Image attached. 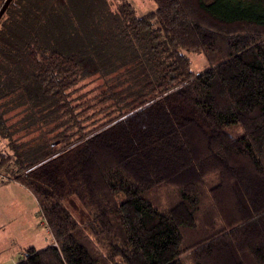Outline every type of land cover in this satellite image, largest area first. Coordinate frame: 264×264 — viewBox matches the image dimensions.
I'll return each mask as SVG.
<instances>
[{
	"label": "trees",
	"instance_id": "1",
	"mask_svg": "<svg viewBox=\"0 0 264 264\" xmlns=\"http://www.w3.org/2000/svg\"><path fill=\"white\" fill-rule=\"evenodd\" d=\"M36 1L0 20V182L57 245L16 264H264V0H118L80 44Z\"/></svg>",
	"mask_w": 264,
	"mask_h": 264
},
{
	"label": "rangeland",
	"instance_id": "2",
	"mask_svg": "<svg viewBox=\"0 0 264 264\" xmlns=\"http://www.w3.org/2000/svg\"><path fill=\"white\" fill-rule=\"evenodd\" d=\"M97 1L98 0H37L36 3L43 9L41 13L43 20H49L55 23V25H53L55 27L53 32L56 34L55 37L57 39L62 40L66 38L69 44H73V41L76 40L75 42L80 44L77 40V36L82 38L90 34V29L93 26L92 24H94V22L97 23V20H92L91 18L93 17L90 16V14L94 12L93 10H98L101 15L108 16V20H113L112 13H116L121 4V1L118 0ZM100 1L103 3L104 11L100 10L102 7L99 6L101 5ZM128 1L133 4L139 16L145 15L155 8L153 0ZM204 1L210 3L213 0ZM59 24L62 25L59 26ZM185 54L190 59L192 70L195 73L203 72L209 67V63L203 53L185 52ZM97 77L98 76L95 75L84 80L81 85H86L81 89V93H85L103 82L101 78ZM20 117L21 116H17L15 118ZM5 178L6 176L0 172V180H5ZM27 192H29V196L26 194V191L25 193L19 192L18 188L15 187L12 188L11 191L0 189V210H4L5 221L8 222L6 227V232H8L6 241L10 246L13 243L14 249L16 250H18L20 246H36L40 248L43 245L41 240L45 239V243H48L52 237L51 231V234L48 232L50 229L46 224V220L39 209L37 198L29 189ZM66 204L78 219L85 220L88 218L86 209L77 198L73 197L68 199ZM3 222L4 216L1 218L0 224ZM42 222H45V224H42ZM15 223H17V225ZM53 243H56L55 239L50 245H53ZM13 255L16 256V261H19L20 257H22L18 255V251Z\"/></svg>",
	"mask_w": 264,
	"mask_h": 264
},
{
	"label": "crops",
	"instance_id": "3",
	"mask_svg": "<svg viewBox=\"0 0 264 264\" xmlns=\"http://www.w3.org/2000/svg\"><path fill=\"white\" fill-rule=\"evenodd\" d=\"M18 188L19 192H24L26 191V194L29 196V192L28 189L20 184L17 181H12V182H0V189H7V190H12V188ZM4 210H0V220L1 218H3L4 216V222L2 224H0V264H16L18 261H16V256H14L13 254H16V251H18V255L20 256H24V250L28 247L25 246H20L18 247V250L14 249V245L13 243L11 244V246L7 243V233L6 232V227L8 222L5 221V213L3 212ZM17 225V223H15ZM42 224H45V222H42ZM48 232L50 233V230H48ZM51 234V233H50ZM52 236V235H51ZM45 239L41 240L42 242V247H46L50 244H52V241L54 240L53 236L51 237V240L48 243H45L44 241ZM30 247H35L38 248L36 246H30ZM21 258V257H20ZM20 260V259H19Z\"/></svg>",
	"mask_w": 264,
	"mask_h": 264
},
{
	"label": "water",
	"instance_id": "4",
	"mask_svg": "<svg viewBox=\"0 0 264 264\" xmlns=\"http://www.w3.org/2000/svg\"><path fill=\"white\" fill-rule=\"evenodd\" d=\"M12 1L13 0H5V2L3 3L2 7L0 8V20L2 19L3 15L5 14L7 8L9 7Z\"/></svg>",
	"mask_w": 264,
	"mask_h": 264
},
{
	"label": "flooded vegetation",
	"instance_id": "5",
	"mask_svg": "<svg viewBox=\"0 0 264 264\" xmlns=\"http://www.w3.org/2000/svg\"><path fill=\"white\" fill-rule=\"evenodd\" d=\"M4 2H5V0H4ZM4 2H3V3H4ZM12 2H13V1H12ZM12 2H11V3H12ZM3 3H2V5H3ZM2 5H1V7H2ZM9 6H10V5H9ZM1 7H0V8H1ZM7 9H8V8H7ZM6 11H7V10H6ZM5 13H6V12H5ZM3 16H4V15H3ZM2 18H3V17H2Z\"/></svg>",
	"mask_w": 264,
	"mask_h": 264
},
{
	"label": "built area",
	"instance_id": "6",
	"mask_svg": "<svg viewBox=\"0 0 264 264\" xmlns=\"http://www.w3.org/2000/svg\"><path fill=\"white\" fill-rule=\"evenodd\" d=\"M53 245H57V242L56 243H53Z\"/></svg>",
	"mask_w": 264,
	"mask_h": 264
}]
</instances>
